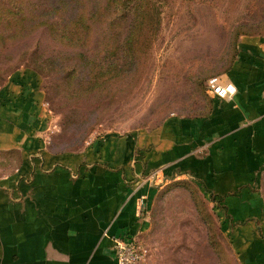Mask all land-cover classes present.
<instances>
[{
  "label": "crops",
  "instance_id": "0c3cea01",
  "mask_svg": "<svg viewBox=\"0 0 264 264\" xmlns=\"http://www.w3.org/2000/svg\"><path fill=\"white\" fill-rule=\"evenodd\" d=\"M203 114L52 150L35 72L0 85V264H117L112 237L144 243L149 202L192 180L224 217L217 225L237 264H264V36L243 34ZM155 172L154 176H151Z\"/></svg>",
  "mask_w": 264,
  "mask_h": 264
},
{
  "label": "rangeland",
  "instance_id": "374dc122",
  "mask_svg": "<svg viewBox=\"0 0 264 264\" xmlns=\"http://www.w3.org/2000/svg\"><path fill=\"white\" fill-rule=\"evenodd\" d=\"M44 6L46 0H33ZM160 23L145 62L123 78L92 85L90 64L68 75L47 57L66 48L43 29L0 45V85L13 73L33 71L44 92L52 150H79L104 135H127L157 126L171 113L203 114L209 106L205 82L222 76L243 34L264 36V0H161ZM100 32L91 41L100 52ZM89 55V54H88ZM52 59V58H51ZM64 67V69H60ZM264 192V172L259 183ZM147 255L140 264H237L218 230L224 221L192 180L172 181L153 196Z\"/></svg>",
  "mask_w": 264,
  "mask_h": 264
},
{
  "label": "trees",
  "instance_id": "16d2710c",
  "mask_svg": "<svg viewBox=\"0 0 264 264\" xmlns=\"http://www.w3.org/2000/svg\"><path fill=\"white\" fill-rule=\"evenodd\" d=\"M44 3L40 7L33 0H0V45L14 43L43 29L52 41L66 48L63 54L47 57L50 64L62 66L59 58L71 55L65 63L68 75L74 79L75 71L90 64L89 80L95 85L112 78L121 79L123 67L135 71L145 62L152 38L159 29L163 2L46 0ZM97 31L103 36L100 42L103 56L94 54L91 47Z\"/></svg>",
  "mask_w": 264,
  "mask_h": 264
},
{
  "label": "built area",
  "instance_id": "2783aa9c",
  "mask_svg": "<svg viewBox=\"0 0 264 264\" xmlns=\"http://www.w3.org/2000/svg\"><path fill=\"white\" fill-rule=\"evenodd\" d=\"M208 94L220 97H231L236 92V87L230 81H223L221 76L209 77L205 82ZM156 173L150 174L154 176ZM113 251L117 264H140L147 255L143 242L132 238L112 237Z\"/></svg>",
  "mask_w": 264,
  "mask_h": 264
}]
</instances>
